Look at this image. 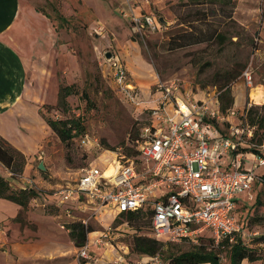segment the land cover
Masks as SVG:
<instances>
[{
	"label": "rangeland",
	"instance_id": "374dc122",
	"mask_svg": "<svg viewBox=\"0 0 264 264\" xmlns=\"http://www.w3.org/2000/svg\"><path fill=\"white\" fill-rule=\"evenodd\" d=\"M81 1L87 8L82 9V14L77 13L70 0L34 2L54 27V44L64 46L56 57L59 84L72 85L74 91L67 97L65 109L46 108L44 112L56 119L79 118L82 128L100 144L82 147L72 140L65 147L54 134L41 157L37 154L31 161V183L26 185L31 184L40 192L24 217L33 229H38L34 221H39V234L49 233L51 228L43 221L48 219L56 224L54 234L66 235L67 229L61 225L70 218L63 206H75L81 193H74L72 202L56 210L58 191L73 185L80 169L89 163L106 167L111 156L102 153L103 150L125 154L127 148H133V139L149 118V109L158 103L157 82L168 84L175 80L192 93L216 89L220 116L224 118L217 123L224 133L238 123L242 110L250 103L258 117L264 115L261 108L264 102L254 103L249 97L251 88L264 87V0H148V4L137 0L143 12L162 16L166 21L156 22L154 31L143 28L140 32L133 31L130 21L120 13L119 0ZM180 35L184 39L179 40ZM200 37L204 40L193 42ZM182 41L184 45L178 46ZM106 52L117 55L123 62L132 90L126 91L116 83ZM246 71L251 75L250 85L244 77ZM231 108L236 110L233 116ZM237 127L243 129L237 138L243 153L241 163L251 167L255 174L251 189L238 196L241 201L237 214L243 222L248 221V231H258L252 235L254 240L249 248L262 255L257 261L243 260L242 264H264V241H257L264 234V162L259 163L260 159L264 160V126L238 123ZM253 149L261 155L252 153ZM40 161L45 170H39ZM0 171L14 187H21L6 168ZM83 194L86 199L87 193ZM59 202L62 201L59 199ZM70 212L88 219L91 231L108 233L107 242L95 244L90 264L95 259L100 264H165L160 255L149 256L131 250L133 237L148 231L145 219L131 222L119 219L114 207L108 204L98 207L97 213L88 205L83 211L70 209ZM13 222L7 228L0 223V234L12 231ZM100 234H90L89 240ZM208 234L199 242L213 248L221 264H230L228 246L216 245ZM192 245L187 241L167 243L173 251L187 250ZM73 250L79 262L75 245ZM4 252L0 251V264H14ZM119 254L122 260H118Z\"/></svg>",
	"mask_w": 264,
	"mask_h": 264
},
{
	"label": "built area",
	"instance_id": "2783aa9c",
	"mask_svg": "<svg viewBox=\"0 0 264 264\" xmlns=\"http://www.w3.org/2000/svg\"><path fill=\"white\" fill-rule=\"evenodd\" d=\"M119 11L134 31L157 28L153 15L137 14L130 0ZM106 61L116 83L126 91L132 90L120 58L111 55ZM244 77L250 85L248 71ZM157 88L158 103L149 109V118L133 139L136 154L103 150L111 156L106 167L89 163L81 168L74 184L58 191L56 205L72 201L73 194L80 192L77 200L92 205L94 213L108 204L116 215L131 211L148 214V231L143 235L164 243H197L206 232L215 244L223 239L233 242L238 236L248 243L258 231H248L237 214L238 196L251 189L255 178L252 168L241 163L243 153L238 148L237 138L243 129L237 125L247 126L244 110L238 123L224 133L217 123L224 118L220 116L216 89L192 93L175 80L157 82ZM235 112L231 108L232 116ZM77 142L82 147L100 145L88 132ZM109 166L112 173L105 174ZM83 193H87L86 199ZM63 207L70 215L71 206ZM73 221L88 225L84 217ZM107 235L103 231L95 244L107 242ZM76 257L81 264L92 258L88 237L86 244L77 248Z\"/></svg>",
	"mask_w": 264,
	"mask_h": 264
},
{
	"label": "crops",
	"instance_id": "0c3cea01",
	"mask_svg": "<svg viewBox=\"0 0 264 264\" xmlns=\"http://www.w3.org/2000/svg\"><path fill=\"white\" fill-rule=\"evenodd\" d=\"M144 1L148 4V0ZM34 2L35 0H0V135L27 156L23 176L20 180L13 178L21 187H32L31 184L26 185L31 183V161L37 154L41 157L43 149L46 151V145L54 135L43 119L40 108L44 104L54 105L57 101L59 78L56 57L64 47L54 44V27L49 23L48 15L38 10ZM130 2L135 4L137 14H150L142 11L137 0ZM126 5L127 0H119V8ZM152 15L155 22H160L159 18L162 16ZM0 168L5 167L0 163ZM75 203V206L71 205V209L78 211H83L87 205L90 208L92 206L78 200ZM21 209L20 205L0 198V223L7 228L14 221L13 229L9 231L11 234H0V247L4 248L0 251H5L8 260H12L14 264L80 263L74 256L75 244L69 237L68 230L63 236L54 234L56 224L47 219L43 221L51 228L47 230L50 229L49 233L39 234V221H34L38 229H33L28 220L26 224L14 220ZM65 214L70 218L68 222L73 221V218L83 217L71 212L68 215L66 211ZM103 231H90L89 235ZM95 239L89 240L91 251L96 246ZM120 257L122 255L119 254L118 259ZM86 264H90V261ZM93 264L100 263L95 259Z\"/></svg>",
	"mask_w": 264,
	"mask_h": 264
},
{
	"label": "trees",
	"instance_id": "16d2710c",
	"mask_svg": "<svg viewBox=\"0 0 264 264\" xmlns=\"http://www.w3.org/2000/svg\"><path fill=\"white\" fill-rule=\"evenodd\" d=\"M70 2L74 5L77 13L79 12V14H82V9H87L81 0H70ZM180 38L184 39L183 35H180L179 40ZM202 40H204V38L202 39V37H200L193 42H201ZM177 45L183 46L184 41L178 43ZM73 93L74 91L72 85L59 84L56 103L54 105L44 104L40 108V113L46 124L65 147H67L68 143L72 140H76L77 142L78 138L87 133V131L82 128L79 118L56 119L47 115L44 112V109L55 107L65 109L68 106L67 97ZM227 93H229V91H227ZM231 102L232 99L229 98V103ZM248 105V107L244 108L245 121L250 125L258 123L259 126H264V115L258 117L257 110H255L254 106H251V103ZM261 108H264V105H262ZM251 151H255V153L261 155L256 149ZM125 154L127 156L135 155L136 151L134 150V147L131 149L127 148ZM27 162V156L0 135V163L8 169L12 178L19 179L23 176ZM39 192L40 191L35 187H14L11 181L0 172V198L10 200L22 207L18 216L14 220L19 221L22 224L27 223V219L24 215L29 210L32 200L39 197ZM58 209L59 206L56 205V210ZM116 216L119 219L124 218L127 222L145 219L149 223V216L143 211L122 212ZM243 225L247 227L248 221L243 222ZM64 227L68 230L69 236L77 248L86 244L87 235L92 229L90 225L85 226L81 221L65 222ZM203 237L204 236H200L198 242L193 243L190 249L173 251L167 247V243L155 240L143 234H138L133 237L131 250L133 252L149 256L160 255L162 256L165 264H221L218 253L213 248L199 242V240H202ZM210 240L213 242L212 238H210ZM253 240L254 237L250 238L247 243L238 236L233 242H229L228 239H223L216 245L228 246L230 264H242L243 260L253 262L262 258V255L257 254L256 251L249 248ZM257 241H264V234L259 236Z\"/></svg>",
	"mask_w": 264,
	"mask_h": 264
},
{
	"label": "bare ground",
	"instance_id": "6f19581e",
	"mask_svg": "<svg viewBox=\"0 0 264 264\" xmlns=\"http://www.w3.org/2000/svg\"><path fill=\"white\" fill-rule=\"evenodd\" d=\"M249 97L250 99L254 102V103H262L264 102V87L262 86H254V88H251V91L249 93ZM112 173V169H106L105 174H110Z\"/></svg>",
	"mask_w": 264,
	"mask_h": 264
},
{
	"label": "water",
	"instance_id": "95a60500",
	"mask_svg": "<svg viewBox=\"0 0 264 264\" xmlns=\"http://www.w3.org/2000/svg\"><path fill=\"white\" fill-rule=\"evenodd\" d=\"M159 21H160L161 23H166V21L164 20L163 17H160V18H159ZM105 56H106V57H110V56H111V53H110V52H106V53H105ZM39 170H45V166H44V164H43L42 161L39 162Z\"/></svg>",
	"mask_w": 264,
	"mask_h": 264
}]
</instances>
